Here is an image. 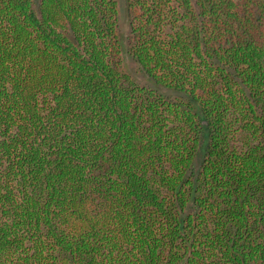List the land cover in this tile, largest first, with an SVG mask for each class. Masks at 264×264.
<instances>
[{
  "label": "trees",
  "instance_id": "obj_1",
  "mask_svg": "<svg viewBox=\"0 0 264 264\" xmlns=\"http://www.w3.org/2000/svg\"><path fill=\"white\" fill-rule=\"evenodd\" d=\"M123 10L0 0V264H264V0Z\"/></svg>",
  "mask_w": 264,
  "mask_h": 264
},
{
  "label": "rangeland",
  "instance_id": "obj_2",
  "mask_svg": "<svg viewBox=\"0 0 264 264\" xmlns=\"http://www.w3.org/2000/svg\"><path fill=\"white\" fill-rule=\"evenodd\" d=\"M123 1L124 0H119L120 5H121V15H120V32H121V36H123V34L125 33L126 27H125V17H124V10H123ZM123 58H124V63L125 65L131 70L134 71L136 69V66L134 64V62L131 61V59L126 55L123 54Z\"/></svg>",
  "mask_w": 264,
  "mask_h": 264
}]
</instances>
